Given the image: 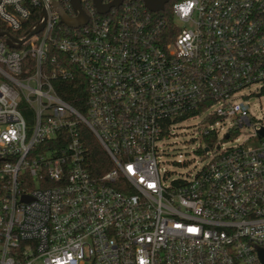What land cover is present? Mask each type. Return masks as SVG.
Returning <instances> with one entry per match:
<instances>
[{"label":"built area","instance_id":"built-area-1","mask_svg":"<svg viewBox=\"0 0 264 264\" xmlns=\"http://www.w3.org/2000/svg\"><path fill=\"white\" fill-rule=\"evenodd\" d=\"M53 3L77 16L70 0H0L22 41L0 36V264H264L263 122L257 146L219 148L190 179L166 184L157 160L185 119L203 115L210 143L227 122L224 139L252 125L264 0H169L157 12L123 0L106 13L81 0L78 27ZM64 62L86 78L85 114L57 90ZM83 127L109 168L91 161Z\"/></svg>","mask_w":264,"mask_h":264},{"label":"rangeland","instance_id":"rangeland-1","mask_svg":"<svg viewBox=\"0 0 264 264\" xmlns=\"http://www.w3.org/2000/svg\"><path fill=\"white\" fill-rule=\"evenodd\" d=\"M252 88L243 90L246 93ZM250 114L254 120L252 125L245 126L238 131H233L231 138L224 139L229 123L223 125L218 140L205 150L206 141L202 137L204 130L203 115H198L180 121L174 126L169 136L160 141L158 162L162 176L166 177L164 182L170 183L173 179H190L203 167H205L216 150L234 147L245 143L258 145L254 137L255 124L264 123V97L252 96L249 98Z\"/></svg>","mask_w":264,"mask_h":264},{"label":"trees","instance_id":"trees-1","mask_svg":"<svg viewBox=\"0 0 264 264\" xmlns=\"http://www.w3.org/2000/svg\"><path fill=\"white\" fill-rule=\"evenodd\" d=\"M161 17L165 19L168 25L173 23V18L169 11V8L166 7L164 12L161 14ZM8 32L11 35L19 36L20 33H16L11 31L1 20H0V33ZM70 74V79L65 81V85L62 88H58L57 90L59 94L70 104H72L78 111L82 114L86 113L87 110V81L83 73H81L77 67L69 62H64L61 64ZM84 139L86 143V147L89 149L91 154V161L94 163H108L109 168V160L107 154L97 141V139L93 136V134L86 128L83 127ZM207 138L206 144L207 146H211L212 143L208 141ZM101 174V173H97Z\"/></svg>","mask_w":264,"mask_h":264},{"label":"water","instance_id":"water-1","mask_svg":"<svg viewBox=\"0 0 264 264\" xmlns=\"http://www.w3.org/2000/svg\"><path fill=\"white\" fill-rule=\"evenodd\" d=\"M94 3V6L97 8V10L100 13H106L108 12L112 7H118L123 0H113L110 3L104 4L102 2V0H92ZM169 0H143V2L145 3V5L152 11H160L162 9H164L165 4L168 2ZM71 5L74 9V11L77 12V16L76 17H70L62 8L58 3H53L52 6L53 8L59 13L60 17H61V21L70 26V27H78L81 26L85 23H87L88 21V16L85 13V11L82 9L81 6V0H70ZM43 24L39 25L36 29H34L31 34H36L38 33L42 28H43ZM0 36H7V44L9 47H13V48H17L20 46V44L22 43L21 40H16L13 37H11L9 35V33L7 32H1ZM261 133L264 135V129H262ZM205 150H208V148H205ZM261 257L264 261V251L261 252Z\"/></svg>","mask_w":264,"mask_h":264}]
</instances>
